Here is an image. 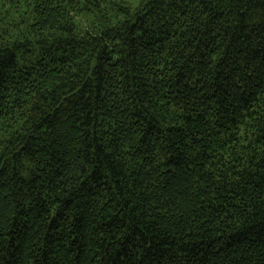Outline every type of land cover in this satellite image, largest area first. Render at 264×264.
I'll return each instance as SVG.
<instances>
[{"label": "trees", "instance_id": "obj_1", "mask_svg": "<svg viewBox=\"0 0 264 264\" xmlns=\"http://www.w3.org/2000/svg\"><path fill=\"white\" fill-rule=\"evenodd\" d=\"M0 264H264V0H0Z\"/></svg>", "mask_w": 264, "mask_h": 264}]
</instances>
